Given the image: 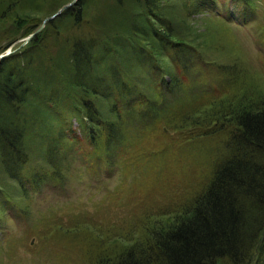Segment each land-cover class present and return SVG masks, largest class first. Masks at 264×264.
I'll use <instances>...</instances> for the list:
<instances>
[{"label": "trees", "instance_id": "trees-1", "mask_svg": "<svg viewBox=\"0 0 264 264\" xmlns=\"http://www.w3.org/2000/svg\"><path fill=\"white\" fill-rule=\"evenodd\" d=\"M71 1L0 0V54ZM223 1L244 15L257 6L77 0L3 58L0 218L12 206L28 216L22 200L63 179V162L80 149L92 156L86 169L98 181L133 174L117 196L107 192L128 203L115 205L122 213L114 226L86 217L67 225L52 215L58 232L99 229L82 264H264V89L240 56H214L222 38L209 21L200 32L190 25ZM33 13L43 18L21 31ZM209 16L230 22L235 10ZM260 30L264 45V24ZM36 137L43 140L34 155ZM187 144L197 150L187 154ZM172 162L175 172L166 174Z\"/></svg>", "mask_w": 264, "mask_h": 264}, {"label": "rangeland", "instance_id": "rangeland-1", "mask_svg": "<svg viewBox=\"0 0 264 264\" xmlns=\"http://www.w3.org/2000/svg\"><path fill=\"white\" fill-rule=\"evenodd\" d=\"M254 1L257 6L254 10L248 9L247 16L234 3H225L223 1L213 7V12L208 7L209 9L206 11L208 15H196L195 17H198V19L190 20V25L192 27L195 26L196 32H200L209 21V24L211 27L213 25L214 29L212 30V34L217 31L219 38H222L221 41L218 39V47L214 46L218 50L213 47L214 56L219 57L225 62H230L232 55L240 56L246 64L248 75H251L258 84L260 83L257 85L259 89L260 87L264 89V73L262 68V64L264 63V45L260 40V28L264 24V0ZM242 6L240 5L239 7L245 8ZM232 9L235 10V18L230 22H221L218 20L220 17L209 16L211 13L217 14L220 12L225 15ZM42 15L33 13L31 15L32 20L21 31H25L39 22L37 18H43ZM203 16L206 18H202ZM46 18L47 16L44 17L43 22ZM50 20L52 19L48 21ZM196 32L194 31V35H197ZM199 36L196 39L202 41V38H199ZM25 38L16 40L7 50L19 49ZM203 47L206 50L209 48L205 45ZM224 51H227V54ZM73 128L78 130L77 134L79 136L82 134L77 119H73ZM168 133L176 135V132L170 131ZM50 135L44 137V140ZM41 140L43 138L36 137L30 144V149L34 152V155L38 153V146ZM198 140L200 138L187 141L197 142ZM197 147L194 144H187V154L195 152ZM79 150L75 149L74 154H72L73 157L70 155L68 160L63 162L62 171L65 174L63 179L54 178V181H50L48 184V181H46V187H41L35 192L31 191L29 200H22V203L26 204L28 202L27 206L30 210L28 216L23 218L19 214H16L13 206L9 207L10 210L7 213L5 211L1 213L4 216L0 218V264H78V262L82 264L81 261L89 257L86 253L87 249H92V245L96 246L92 240L95 237L102 236L99 229L97 227H87V224H84L85 227L83 229L75 227L73 230L66 229L65 233L62 230L58 232L56 230L58 226L54 225L55 220L57 223L73 226L76 225L79 218L84 221L85 219L82 217H86L87 219L92 218L88 221L90 223H92V220H97L100 222V225L111 223L114 226V222H117L116 215H121L122 211L117 212L119 209L115 205H122L120 207V210H122L123 206H128V203L123 199L115 200L110 198L107 192H116L115 196H117L119 191L116 189L118 187L124 189L125 185L129 182L128 179L133 174H127L126 172L124 174L121 171H117L112 177H99L98 179L101 181L99 183L97 179L92 178L88 174L86 169V162L92 165L90 162V157L92 156L90 154L84 155L79 153ZM213 154L215 155V152ZM39 158L36 161H39L41 165H46L45 159ZM158 159L162 160L161 157ZM128 161H130V158ZM91 168L94 170L93 166ZM170 168H174L173 162L169 166L170 171H166V174L175 172L174 169L172 171ZM139 169L138 167V170H136L138 173L141 172ZM153 174L156 175V172H153ZM147 177H149L148 174ZM139 192L143 193L144 190ZM135 197L144 199L142 198V194ZM96 212H100V215H96ZM52 215L55 216V220L51 218ZM117 230L114 229L112 232L117 233ZM48 232H52L51 236L53 239L46 237Z\"/></svg>", "mask_w": 264, "mask_h": 264}, {"label": "water", "instance_id": "water-1", "mask_svg": "<svg viewBox=\"0 0 264 264\" xmlns=\"http://www.w3.org/2000/svg\"><path fill=\"white\" fill-rule=\"evenodd\" d=\"M76 1H77V0H73L72 2H70V3L66 4V5H64L61 9H59V11H57V12H56L55 14H53L52 16L47 17V18L44 20L43 25H41V27L38 28L35 32H33V33H31L30 35H28V36L24 39V41H23V43L20 45V47L23 46V45H25L26 43H28V42H29V41H30V40H31L36 34H38V33L44 28V26H45L44 23H46L49 19H53V18L57 17L58 15H60L65 9L69 8L70 6H72ZM20 47H19V48H20ZM14 51H16V50H11V49H9V50H7L6 52L1 53V54H0V62H1V60H2L3 58H5L6 56L12 54Z\"/></svg>", "mask_w": 264, "mask_h": 264}]
</instances>
